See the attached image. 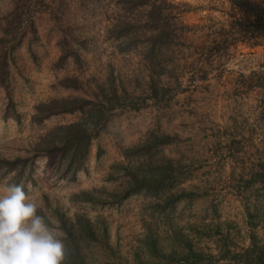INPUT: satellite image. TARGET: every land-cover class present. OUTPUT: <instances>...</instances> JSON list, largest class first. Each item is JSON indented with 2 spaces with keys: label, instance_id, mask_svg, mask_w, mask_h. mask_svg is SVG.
I'll return each mask as SVG.
<instances>
[{
  "label": "rangeland",
  "instance_id": "374dc122",
  "mask_svg": "<svg viewBox=\"0 0 264 264\" xmlns=\"http://www.w3.org/2000/svg\"><path fill=\"white\" fill-rule=\"evenodd\" d=\"M159 28L168 34L151 38ZM68 98L110 105L74 174L43 137L81 114L33 118ZM151 133L168 136L156 158L173 162L163 211L147 194L71 199L118 185L113 165ZM5 184H23L65 234L90 219L91 264H243L264 245V13L231 0H0Z\"/></svg>",
  "mask_w": 264,
  "mask_h": 264
},
{
  "label": "trees",
  "instance_id": "16d2710c",
  "mask_svg": "<svg viewBox=\"0 0 264 264\" xmlns=\"http://www.w3.org/2000/svg\"><path fill=\"white\" fill-rule=\"evenodd\" d=\"M231 1L233 4L249 9L257 15L264 13V0ZM166 31L164 28L154 29L150 32V37L159 39L161 36L168 34ZM128 42L129 40H126L123 45L128 46ZM6 62L7 60L4 58L1 62L2 67L7 66ZM35 111L36 114L33 118H38L40 122L52 114L76 112L81 114L78 121L58 126L43 137V142L47 145L49 154L59 156V164L64 167L66 174H74L75 170L81 165L80 163L86 158L91 140L106 122L110 105L109 108H106L103 102H90L85 98L53 99L39 104ZM167 138L166 135L160 136L151 133L140 144L123 151V162L113 165L117 173H120L118 176L121 175L118 185L116 184L110 189L104 187L96 192V196L82 191L73 194L71 199L77 202H98L111 205L120 203L133 195L147 194L153 199V208L159 206L163 211L167 206L166 204H168L167 202L174 201L176 198L170 188L166 193H161L164 186H168V182L173 178L171 173L172 160L156 158L157 150L160 146L165 145ZM5 165L12 166V163L7 161ZM115 177L118 179L117 176ZM110 178L113 179L114 176H110ZM78 221L69 222L68 220L66 224L65 243L68 249L66 264H91L92 261H89L85 252L84 245L86 243L84 244V241H92L96 233L95 227L90 219L85 216L83 218L79 217ZM149 237L155 245L157 242L155 237L152 235ZM243 264H264V245L260 246L254 241L252 246L245 250Z\"/></svg>",
  "mask_w": 264,
  "mask_h": 264
},
{
  "label": "clouds",
  "instance_id": "9594fccd",
  "mask_svg": "<svg viewBox=\"0 0 264 264\" xmlns=\"http://www.w3.org/2000/svg\"><path fill=\"white\" fill-rule=\"evenodd\" d=\"M23 184L0 186V264H66V234Z\"/></svg>",
  "mask_w": 264,
  "mask_h": 264
}]
</instances>
